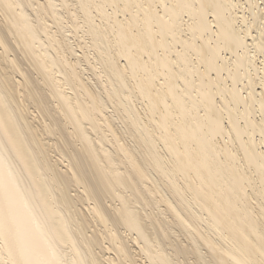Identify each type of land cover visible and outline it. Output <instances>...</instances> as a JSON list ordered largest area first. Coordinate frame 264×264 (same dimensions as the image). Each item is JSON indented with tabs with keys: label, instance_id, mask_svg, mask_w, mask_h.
<instances>
[{
	"label": "bare ground",
	"instance_id": "bare-ground-1",
	"mask_svg": "<svg viewBox=\"0 0 264 264\" xmlns=\"http://www.w3.org/2000/svg\"><path fill=\"white\" fill-rule=\"evenodd\" d=\"M0 264H264V0H0Z\"/></svg>",
	"mask_w": 264,
	"mask_h": 264
}]
</instances>
